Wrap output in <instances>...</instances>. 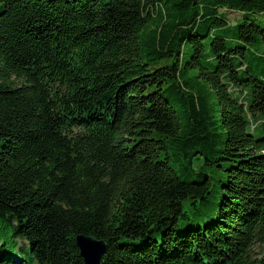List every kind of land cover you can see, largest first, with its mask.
Returning <instances> with one entry per match:
<instances>
[{
	"label": "trees",
	"instance_id": "1",
	"mask_svg": "<svg viewBox=\"0 0 264 264\" xmlns=\"http://www.w3.org/2000/svg\"><path fill=\"white\" fill-rule=\"evenodd\" d=\"M222 8L242 16L230 37L210 35ZM255 14L0 0V264H86L79 233L106 243L99 264H264Z\"/></svg>",
	"mask_w": 264,
	"mask_h": 264
},
{
	"label": "water",
	"instance_id": "2",
	"mask_svg": "<svg viewBox=\"0 0 264 264\" xmlns=\"http://www.w3.org/2000/svg\"><path fill=\"white\" fill-rule=\"evenodd\" d=\"M75 244L86 264H99L106 252V243L92 235L79 233L75 235Z\"/></svg>",
	"mask_w": 264,
	"mask_h": 264
},
{
	"label": "rangeland",
	"instance_id": "3",
	"mask_svg": "<svg viewBox=\"0 0 264 264\" xmlns=\"http://www.w3.org/2000/svg\"><path fill=\"white\" fill-rule=\"evenodd\" d=\"M221 12H224V15L226 16L227 20H228V25L226 29H221L219 27H212L211 34L210 35H224V36H228L230 37L232 35L231 33V29L234 27V24L239 22L240 19L242 18L241 14L239 11L236 10H232V9H228V8H222L220 9ZM236 17H240L239 19H237ZM254 18L256 19V22H259V24L261 26H264V18L261 15H254ZM206 22H209V20H207ZM230 23V24H229ZM228 45H236L234 42L232 41H228ZM253 50V49H252ZM257 51V50H256ZM188 49H185V54H184V58H186V56H188ZM260 74H262V69L258 70Z\"/></svg>",
	"mask_w": 264,
	"mask_h": 264
}]
</instances>
